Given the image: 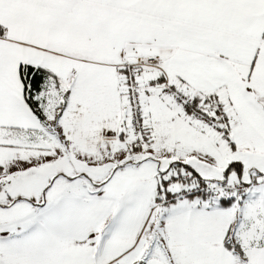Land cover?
Returning a JSON list of instances; mask_svg holds the SVG:
<instances>
[{
	"label": "snow or ice",
	"instance_id": "snow-or-ice-1",
	"mask_svg": "<svg viewBox=\"0 0 264 264\" xmlns=\"http://www.w3.org/2000/svg\"><path fill=\"white\" fill-rule=\"evenodd\" d=\"M0 264H264V0H0Z\"/></svg>",
	"mask_w": 264,
	"mask_h": 264
}]
</instances>
